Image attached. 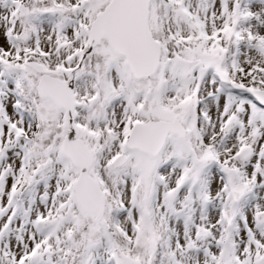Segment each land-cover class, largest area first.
Listing matches in <instances>:
<instances>
[{"label": "snow or ice", "instance_id": "snow-or-ice-1", "mask_svg": "<svg viewBox=\"0 0 264 264\" xmlns=\"http://www.w3.org/2000/svg\"><path fill=\"white\" fill-rule=\"evenodd\" d=\"M0 264H264V0H0Z\"/></svg>", "mask_w": 264, "mask_h": 264}]
</instances>
